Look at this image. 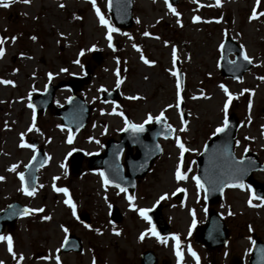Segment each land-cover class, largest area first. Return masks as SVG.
I'll return each mask as SVG.
<instances>
[{"label":"rangeland","instance_id":"rangeland-1","mask_svg":"<svg viewBox=\"0 0 264 264\" xmlns=\"http://www.w3.org/2000/svg\"><path fill=\"white\" fill-rule=\"evenodd\" d=\"M106 2L95 0L94 8L92 0H30L28 4L9 0V7L0 6V38L5 39L0 79L13 81V84H0V176L5 177L0 181V209L9 200L32 209L43 208V212H36L34 216L19 218L14 229L4 233L12 238L13 252L8 251L7 241H0L3 264H18L21 255L23 260L19 264H56V257L61 264H118L117 261L137 264L141 249L157 245L138 209H149L165 193L167 197L160 202L167 204V210L162 213L171 214L174 234L184 237L190 231L189 211L196 215L205 204L202 189L193 179L196 156L231 113L239 120L235 155L240 158L247 149L264 163V79H260L264 77V16L249 19L253 7L264 12V0L259 6L256 0H221L219 5L216 0H179L173 7L178 16L164 0H134L133 24L112 33L111 48L107 28L96 15L99 8L114 27ZM194 16L200 20L194 21ZM145 32L149 35L145 36ZM225 33L240 47L243 45V51L252 60L251 68L239 80L220 75V46ZM13 36L14 42L10 39ZM33 36L35 40L31 39ZM173 46L183 76L180 90L183 116L177 107L176 76L172 75L175 72ZM94 52L101 56L99 64L92 60ZM141 55L153 63L145 64ZM230 59L234 60V56L230 55ZM77 60L79 63H75ZM86 65L92 75L80 96L91 106L90 118L80 132L72 134V143H67L69 130L61 127L59 118L48 111L36 114L38 130L28 131L32 124V109L27 106L31 97L44 91L47 83L55 85L72 76H82ZM49 73H52L51 80ZM117 79L121 81L120 100L100 102V92L117 87ZM221 84L233 96L228 101L227 113L224 104L228 98ZM70 95L69 90L58 89L54 105L62 107ZM132 96L138 99H129ZM162 112L172 135L160 140L162 153L153 164L151 174L140 180L135 192L130 194L135 208L129 207L126 192L104 184L98 170H85L80 176L69 172L68 153L72 149H80L86 156L102 151L108 138L118 139L126 118L141 124L149 114L156 117ZM21 133L25 143L36 139L46 154L47 163L38 171L34 196L19 191L21 181L17 172H23L33 155L30 148L19 147ZM177 138L188 149L182 164ZM13 164L17 165L15 172L9 171ZM177 165L186 175L183 180L175 177ZM53 177L58 179L53 181ZM254 177L264 183V172H255ZM53 184L67 188L68 197L56 192ZM178 188L185 192L179 204L172 200ZM223 197L221 206L233 216L236 230L240 223L243 227L253 226L264 236V198L253 199L247 186L228 188ZM68 198L75 205V213L87 212L89 226L76 221V214L64 203ZM116 211L122 218L120 223L112 220ZM44 215L50 219L42 220ZM64 228L68 229L67 233ZM142 232L146 234L145 243L137 245L136 237ZM69 234L80 238L82 253L60 251ZM174 234L158 245L157 255L170 264H177ZM241 239V236L233 238V249L235 245L243 247L245 243ZM186 246L203 258V264L214 260L212 253L196 246L190 238L184 239L180 246L181 264H193Z\"/></svg>","mask_w":264,"mask_h":264},{"label":"water","instance_id":"water-1","mask_svg":"<svg viewBox=\"0 0 264 264\" xmlns=\"http://www.w3.org/2000/svg\"><path fill=\"white\" fill-rule=\"evenodd\" d=\"M175 6L179 0H168ZM133 0H107V9L110 14V19L114 26L119 29L129 28L132 26ZM235 53V60H229V54ZM241 48L231 38L226 37L221 46V58L219 61L220 74L223 77L233 79H241L244 72L251 67L247 61L243 60L240 55ZM92 59L96 64L101 62V56L98 52L93 53ZM177 79H179L181 87L183 84L182 76L178 66ZM84 76L81 78L71 77L67 81H61L56 85L48 83L44 92L37 96H32L30 102L34 105L36 113H42L48 109L51 114L60 118V123L64 128L70 129L72 134H76L86 124L91 107L86 104L78 92L82 91V87L86 85L92 75L89 66L83 68ZM57 89H69L71 91V100H67L64 107H56L52 103L55 91ZM120 99L118 89L111 92H101L100 100L102 102H116ZM183 112L182 108H180ZM264 118V107L262 109ZM228 127L222 133H217L212 136L204 145L201 154L197 158V175L201 183L204 185L203 192L205 202L208 205V213L206 216L205 225L199 227L195 231V242L201 243L208 250L225 245L228 234L227 228L224 226L222 219L217 215L212 207L220 203L221 195L225 185H234L237 183H246L252 190L254 197H264V184L253 178V173L257 170H264V164H261L255 153L245 152L241 158H237L234 154L235 137L239 127V122L234 113L228 116ZM264 135V126L262 127ZM171 136L170 127L163 120L155 121L151 127L144 124V131L134 133L131 129L124 130L120 134L119 140L110 139L106 142L104 153L95 154L88 158L87 168H99L101 172L111 181L109 185L127 189L130 193L134 191L135 180L144 177L153 161L161 154V145L159 138H167ZM127 149L124 163L121 162V154ZM135 148V154L132 155V149ZM36 159L32 160L26 168L25 186L32 188L35 184L36 172L44 165L45 155L42 151H38ZM84 154L81 151H75L71 154L70 170L74 174L82 172V161ZM125 171H124V170ZM119 188V187H117ZM120 189V188H119ZM175 198L181 201L182 194L179 192ZM0 212V231L7 221V216L12 213L13 223L19 212L24 209L17 203L11 204ZM157 210L151 216L152 224L160 222L162 218L160 214L161 207L156 206ZM15 213V214H13ZM32 214V213H31ZM30 215V214H29ZM79 219L84 223H88L86 215L79 214ZM151 218V219H152ZM63 251L77 252L81 251L79 240L73 236L67 238V243L64 241ZM147 253L143 254L142 264H153L154 260ZM233 261L232 264H237ZM264 262V258H263ZM239 264V263H238ZM249 264H255V248L252 251V257Z\"/></svg>","mask_w":264,"mask_h":264},{"label":"snow or ice","instance_id":"snow-or-ice-1","mask_svg":"<svg viewBox=\"0 0 264 264\" xmlns=\"http://www.w3.org/2000/svg\"><path fill=\"white\" fill-rule=\"evenodd\" d=\"M21 2H23L25 4H28V3H30V0H21ZM220 2H221V0H216V4L217 5H219ZM92 3H93V7L95 8V0H92ZM165 3L167 4V6H168V8H169V10L171 12H173L177 16L179 15V13L176 12L175 8H173V6L168 2V0H165ZM260 4H261V0H256V5L259 6ZM0 6H3L5 8L9 7V0H0ZM60 6L63 7V5H60ZM96 15L99 17V22L107 28V41H108V46L111 48V47H113V45H112V40H113L112 33L117 32L119 30L117 28H114L109 23V21L105 19V17L101 14L99 8H96ZM259 16H264V12H259L257 10V7H253L249 19L250 20L257 19ZM193 20L194 21H198V20H200V17L199 16H194L193 17ZM179 23H180V21L178 19L177 20V24H179ZM143 34L145 36H148L149 35L148 32H145ZM10 39L14 42L15 39H16V37L13 36ZM31 39L35 40L36 37L33 36V37H31ZM4 42H5V39L4 38H0V57H2L4 55V52H5V49L3 47ZM165 43H167V42H165ZM133 47L136 48L137 51L140 50L138 48V46L135 45V44L133 45ZM80 55H83V50H81ZM172 55H173V59L175 60L176 59V48L174 46H173V49H172ZM240 55L243 57V60L244 61H247L249 64L252 63L251 58L247 54H245V52L243 51V45H241V53H240ZM140 58H141V60L144 61L145 64L153 63V62L147 60L143 55H141ZM75 63H79V61L77 60V61H75ZM61 71H66V69H61ZM172 75L173 76H176L177 73L176 72H173ZM48 78H49V80H51L52 73H49L48 74ZM260 79H264V77H260ZM120 83H121L120 79H117V81H116L117 87H119ZM0 84H5V85L13 84V81L0 79ZM176 87H177V107H179V103H180V89H181V84H180L179 79H177ZM46 88H47V86H46ZM220 88L223 89V91L226 93L227 98H228V100L224 104V111H225V113H227V110H228V107H229L228 101H231L233 99V96L228 91V89L225 87V85L221 84L220 85ZM33 91H35V89H33ZM244 91H248V90L245 89ZM129 99L135 100V99H138V97L137 96H132V97H129ZM69 100H71V97H69ZM27 106L30 109H32V124L28 128V131H33L34 129L35 130H38V129H36V123H35V121H36V110H35V107H34V105L31 102L28 103ZM169 107H171V106H169ZM250 107H251V100H249V108ZM118 114L119 115H123V113H118ZM162 116H163V112L160 115L156 116V117H153L151 114H149L144 123H148V122L152 121L153 119H155L156 121H160V119L162 118ZM144 123L135 124V123H131L127 119H125V121H124V129H121V130L124 131V130L131 129L134 133L143 132L144 131ZM5 126L7 127V125H5ZM58 127H60V126L58 125ZM227 127H228V119H227V117H225V119L223 121V124L215 129V131L213 132V135H216L217 133L224 132ZM72 141H73V135L71 133V130H69V134L67 136V143L71 144ZM97 143H99V141H97ZM176 143H177V145H178V147L180 149L181 157H183V153L185 151H188V149H186L185 146H184V144L180 142V139L179 138L176 139ZM19 147H22V148L23 147L30 148L32 150V152H33L32 160H35L36 159V156H35L36 146L34 144L25 143L24 133H21L20 134ZM72 151H76V149H72ZM245 151H247V149H245ZM68 155H71V152H69ZM241 159H243V157ZM31 163H32V161H29V164H31ZM43 163H47V160H45ZM28 166L29 165H27V164L24 165L25 168H28ZM61 167L63 168L64 165L61 164ZM16 168H17V165L13 164L10 167L9 171H14L15 172L16 171ZM99 174L102 177L103 182H104L105 185L111 183V181L104 175L103 172H100ZM17 175L19 176L20 181H21V187H20L19 191L23 192L27 196H34L36 194V188L35 187L29 188V187L25 186V183H24V181H25V173L24 172H17ZM175 177H176L177 180H183V179L186 178V175L181 172L179 165H177V168L175 170ZM4 179H5V177L0 176V181H3ZM56 179H58V177H53V181H55ZM193 179L196 181V184H197V187L198 188H203L204 187V185L201 183V181H200L199 178L193 177ZM225 186H234V187H241V188L245 187V185L242 182L241 183L234 184V185H225ZM41 187H42V185H41ZM116 187H119L121 192H126V189L120 187V185H116ZM53 188H54V190L56 192H62L65 197H68L69 193H68V189L67 188L56 187L55 184H53ZM177 191L178 192L179 191H183V189H179L178 188ZM167 195H168L167 193L161 195L159 197V200H157L156 203L158 204L161 200H164L167 197ZM126 198H127L128 202H129V207L130 208H135V205L132 203L134 197L129 195ZM255 198L256 199H262L260 197H255ZM64 203L67 204L69 207L72 208L73 215H75L76 214L75 213V205L73 204L72 200L70 198L65 199L64 200ZM248 203L250 205L252 204V199L251 198L249 199ZM9 208H12V206L9 205ZM149 211H150V209H146V208H140V209H138L139 215L141 217H143V219L147 220L149 222V224H151V218L148 216V212ZM36 212H43V208H35V209H32V208L25 207L22 211L19 212V215H21V216H27V215H29L31 213H36ZM13 214H15V213H13ZM41 219L46 221V220H49L50 217L47 216V215H44V216L41 217ZM194 225H195V220H193V226ZM63 230H64L65 233H67V231H68L67 228H64ZM147 231L151 235L157 237V239L161 240V242H165V240L160 237L159 233H157L155 226H152ZM117 234H119V233H117ZM144 236H145V233L142 232L140 234V237L139 238L141 240H143L144 239ZM172 239L175 241V250H176L177 264H181L182 254H181V250H180V247H179L180 246L179 237L174 235L172 237ZM0 241H7L8 251L10 253L13 252V242H12L11 236L0 235ZM65 243H67V235L65 236ZM63 246H64V244L61 245V247H63ZM57 251H59V249H57ZM188 251L192 255V257L194 259H196L197 264H199V258L197 257L196 253L193 252L190 247H189ZM22 260H23V256L21 255L19 257L18 264H19V261H22ZM0 264H3V262H0ZM56 264H61V262L59 260V257H56Z\"/></svg>","mask_w":264,"mask_h":264},{"label":"flooded vegetation","instance_id":"flooded-vegetation-1","mask_svg":"<svg viewBox=\"0 0 264 264\" xmlns=\"http://www.w3.org/2000/svg\"><path fill=\"white\" fill-rule=\"evenodd\" d=\"M153 170V167L151 168V170L149 171L148 175L151 174V171ZM139 182H137V186H138ZM136 186V187H137ZM166 204V203H165ZM178 206H176L177 208ZM171 210H174L172 207H170ZM164 210H167V204L164 206L163 205V209H162V212H164ZM227 209L221 206L217 207L216 211L222 216V219L224 221V224L227 226V228L229 229V239H228V242H227V245H225V247H223L222 249H218V250H215L213 252H209L213 254L214 256V260H208L207 264H230L231 262V259H232V254H235L236 257H237V264H249L248 260H249V257H250V254H251V248L253 246V243L255 240H257L259 245L256 247V251L258 254V258L255 260V264H262L263 262V256H264V236L263 235H259L258 234V231L257 229L253 226L249 227H243V224H240L239 223V230H236V227L235 225L233 224L234 222V218L233 216H230L229 214L230 213H227L226 211ZM193 211H189V215L191 216V219H192V222L193 220H195V225H200L204 222L205 220V213H206V206L204 205V207L202 206L201 209H200V212L196 215H193L192 214ZM116 218V217H115ZM163 218L166 220V227H169L170 229V233L169 235L163 237L161 236L160 234V237L163 238V239H166L168 238V236H171L175 233V230H173V228L175 227L174 226V221L172 219V216L171 214H169L167 216V214L163 213ZM122 218L119 219V223L121 221ZM117 222V223H118ZM191 222V224H192ZM145 223L149 225V228H151V224H149V222L147 220H145ZM7 228L5 227L3 232L0 234V235H4V236H8L7 234L9 233H6L4 234L5 232H10L8 230H6ZM14 229V228H13ZM157 230L159 233H163L165 232L164 231V228L161 224H158L157 225ZM175 236H178L176 234H174ZM153 236V235H152ZM237 236H241L242 237V241H244V245L242 248H239V246L235 245L236 246V249H233V245H232V240L234 237L237 238ZM140 235L137 236L136 238V244L137 245H143L145 243V237H146V234L144 236V239L141 240L140 238ZM179 237V240H180V246H182L183 242H184V239H192L193 241V235L188 233L184 236V237H181V236H178ZM154 238V243H156L157 245H154L152 247H145L143 249L140 250V254L138 255V263L137 264H141V256L142 254L144 253H147L148 255H146L147 257L149 255H151V257L153 258L154 260V264H164L166 262V260H163L161 257H159L157 255V253L159 252V247L158 245H160V241L159 239H157V237L153 236ZM261 241V242H260ZM194 242V241H193ZM174 244H175V241H174ZM196 246L200 247V248H203L201 245H198V244H195ZM190 246H186V251L189 253L188 249H189ZM123 258H124V255H123ZM199 258V264H203V258H200V255L198 256ZM117 263L119 264L120 261H117ZM124 264H130V263H127L126 261L124 262Z\"/></svg>","mask_w":264,"mask_h":264},{"label":"bare ground","instance_id":"bare-ground-1","mask_svg":"<svg viewBox=\"0 0 264 264\" xmlns=\"http://www.w3.org/2000/svg\"><path fill=\"white\" fill-rule=\"evenodd\" d=\"M16 165V164H15Z\"/></svg>","mask_w":264,"mask_h":264}]
</instances>
